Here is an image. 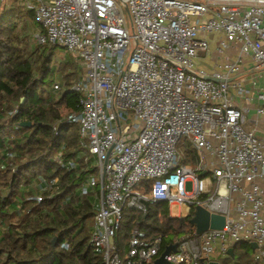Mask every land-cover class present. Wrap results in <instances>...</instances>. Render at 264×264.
<instances>
[{"label":"built area","instance_id":"2783aa9c","mask_svg":"<svg viewBox=\"0 0 264 264\" xmlns=\"http://www.w3.org/2000/svg\"><path fill=\"white\" fill-rule=\"evenodd\" d=\"M11 1L33 13L38 46L62 49L79 68L69 89L79 111L64 119L77 126L79 149L63 160L62 146L52 161L88 171L75 192L92 199L88 244L100 264H152L162 234L134 227L123 260L116 236L124 211L144 215L154 203L224 217L221 229L174 239L168 264H220L238 242L264 258V0ZM62 87L54 81L51 93ZM59 185L42 175L21 185L13 222Z\"/></svg>","mask_w":264,"mask_h":264},{"label":"trees","instance_id":"16d2710c","mask_svg":"<svg viewBox=\"0 0 264 264\" xmlns=\"http://www.w3.org/2000/svg\"><path fill=\"white\" fill-rule=\"evenodd\" d=\"M27 20L35 24L33 13H23L16 5L0 10V158L3 161L5 152H15L0 167V264H100L101 255L88 244L92 199L75 192L88 171L82 162L75 171L66 172L52 161L62 146L63 160L73 158L79 149L77 126L64 120L79 111L77 95L69 90L79 68L69 54L55 60L56 47L38 46ZM58 73L63 87L52 95L49 88ZM15 106L16 113L10 116ZM38 175L57 178L59 187L50 198L32 206L31 215L12 222L11 211L24 195L20 186ZM190 218V214L169 218L165 203L148 204L144 215L124 211L116 236L120 259L134 227L148 238L163 235L159 256L174 239L194 233ZM232 248V255L220 264H264V258L253 259L248 243L238 242Z\"/></svg>","mask_w":264,"mask_h":264},{"label":"water","instance_id":"95a60500","mask_svg":"<svg viewBox=\"0 0 264 264\" xmlns=\"http://www.w3.org/2000/svg\"><path fill=\"white\" fill-rule=\"evenodd\" d=\"M29 123H24L22 126H29ZM205 173H202L201 176H204ZM190 224L194 226L195 233L201 234L208 229H221L224 225V217L218 214H210L205 209L201 207H196L193 216L190 218ZM56 238L52 240V244H54ZM251 249L254 250L256 248L255 243L249 244ZM176 251V244L168 245L161 252V254L152 262V264H168L165 260V256L170 252ZM233 253V248H229L227 250V255L231 256ZM210 264H216L215 262H211Z\"/></svg>","mask_w":264,"mask_h":264},{"label":"rangeland","instance_id":"374dc122","mask_svg":"<svg viewBox=\"0 0 264 264\" xmlns=\"http://www.w3.org/2000/svg\"><path fill=\"white\" fill-rule=\"evenodd\" d=\"M242 1L243 2H248V3L252 2V0H242ZM10 5H15V3L13 1H11V0L8 1L7 4H6V9H8V7ZM25 11L26 10L23 9V13ZM26 24L28 26L29 34L31 35L32 32L36 29L37 26L35 24H33L32 22L28 21V20L26 21ZM30 41H31V38H30ZM55 53H56V59L54 58L55 60H59V58H65L64 56L67 55V54H65L63 52L62 49H60L58 47H56ZM69 56L74 60V58L71 55H69ZM213 62H214V57L213 56L211 58L205 59L203 61V63H204V67L203 68L204 69H208V68L212 67ZM56 76L57 77L55 78V81L63 83L61 74L58 73V74H56ZM51 86L49 88L50 92H51ZM52 95H54V94L52 93ZM178 149L181 152H185V149L182 146H180V145L178 146ZM202 179H203L202 182H203V185H204V189L208 190L209 187H210V183H211L210 176L209 175L204 176V178H202ZM186 190L187 191L191 190V183L190 182L186 183ZM168 212H169L170 216L173 217V218L185 217L187 215V210H186V206L185 205H181V206L176 205V204L170 205V206H168ZM13 221H14V219H12V222ZM2 230H4V228ZM124 256H125V254H124Z\"/></svg>","mask_w":264,"mask_h":264}]
</instances>
